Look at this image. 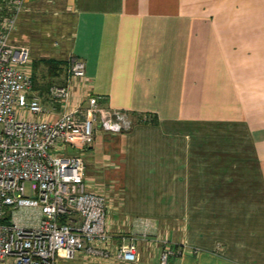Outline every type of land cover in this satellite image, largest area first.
I'll return each instance as SVG.
<instances>
[{
  "label": "crops",
  "instance_id": "obj_1",
  "mask_svg": "<svg viewBox=\"0 0 264 264\" xmlns=\"http://www.w3.org/2000/svg\"><path fill=\"white\" fill-rule=\"evenodd\" d=\"M48 5L86 75L66 106L41 97L45 112L28 118L93 95L136 120L97 125L81 154L87 189L120 217L115 244L134 233L139 259L67 264H159L167 246L168 264H264V0H28L18 27Z\"/></svg>",
  "mask_w": 264,
  "mask_h": 264
},
{
  "label": "built area",
  "instance_id": "obj_2",
  "mask_svg": "<svg viewBox=\"0 0 264 264\" xmlns=\"http://www.w3.org/2000/svg\"><path fill=\"white\" fill-rule=\"evenodd\" d=\"M27 1L13 0V13L0 28V264H59L81 254L135 263L136 235H118L115 244L106 195L87 189L81 154L92 145L97 125L122 131L132 121L102 108L93 95L84 108L65 109L54 120L27 117L45 112L32 93L30 50L10 41ZM70 74L84 78L83 61L71 58ZM49 97L66 106L68 86H53ZM64 148L77 153L65 154ZM174 255V248L165 247L159 264Z\"/></svg>",
  "mask_w": 264,
  "mask_h": 264
},
{
  "label": "rangeland",
  "instance_id": "obj_3",
  "mask_svg": "<svg viewBox=\"0 0 264 264\" xmlns=\"http://www.w3.org/2000/svg\"><path fill=\"white\" fill-rule=\"evenodd\" d=\"M48 6L46 9L47 14L45 16H37L36 21L30 25L18 27L17 21L16 28L10 35L12 43L26 46L30 50L31 68L34 72L32 92L45 100H49L50 89L53 86H68L72 78L70 74L71 59L68 56V46L62 38L63 31H65L67 26H61L62 23L58 22L60 20L54 14L55 8L52 9L53 6ZM63 22L66 25L67 22ZM16 112L19 116L20 110L17 109ZM123 114L132 121V124L136 122L130 114ZM104 194L106 195L108 205L111 203V197L108 193ZM107 215V220L112 223L120 219L118 215L114 214L113 209H109ZM80 256L83 255L81 254ZM73 260L62 259L59 261V264H67Z\"/></svg>",
  "mask_w": 264,
  "mask_h": 264
},
{
  "label": "trees",
  "instance_id": "obj_4",
  "mask_svg": "<svg viewBox=\"0 0 264 264\" xmlns=\"http://www.w3.org/2000/svg\"><path fill=\"white\" fill-rule=\"evenodd\" d=\"M13 0H0V28H2V23L9 18L13 13L12 8ZM22 12L19 16H21ZM32 78L34 82V72H32Z\"/></svg>",
  "mask_w": 264,
  "mask_h": 264
}]
</instances>
